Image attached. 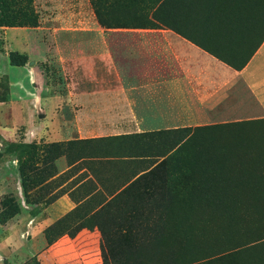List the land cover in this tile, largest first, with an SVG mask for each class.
I'll use <instances>...</instances> for the list:
<instances>
[{
  "label": "rangeland",
  "instance_id": "rangeland-1",
  "mask_svg": "<svg viewBox=\"0 0 264 264\" xmlns=\"http://www.w3.org/2000/svg\"><path fill=\"white\" fill-rule=\"evenodd\" d=\"M26 3L12 0L13 7ZM29 5L37 16L36 26H0V214L4 211L1 202L9 194L20 207L18 214L10 219L3 215L4 222H0V264H111L106 238L112 253L124 254L130 262L143 257L149 264H264L263 187L251 192L244 189L241 205H195L187 200L191 184L168 180L164 166L146 180L148 197L140 181L97 214L128 175L151 169L156 158L119 159L115 164L93 160L94 174L79 185V176H73L77 168L70 169L62 155L55 161L57 174L42 184L35 180L30 187L34 202L25 203L18 163L14 154L5 153L7 146L61 140L65 128H80L83 136L136 129L113 66L121 69L123 78L152 72L147 67L145 33L118 27L125 24L119 21L123 11L127 13L121 5L115 15L104 13L119 19L109 26L99 23L91 0H29ZM10 52L26 55V62L12 65ZM138 108L142 127L162 123L142 104ZM241 123L224 129L232 132L228 146L239 150L251 137L264 139V119ZM215 132V136L206 134L204 141L215 146L222 137ZM185 134L166 132L152 147L172 146ZM184 151L178 150L174 160L181 161ZM232 158H236L234 151ZM234 173L238 178L248 175L241 165ZM176 191L180 192L177 199ZM64 194L76 203L71 209L76 208L75 212L66 220L55 224L60 217L46 227L26 225L27 218L35 215L31 210L37 215L53 202L51 198ZM168 196H176L175 201L164 204L169 203ZM148 198L154 202L145 204ZM83 216L65 231L66 224ZM127 228L134 232H126L122 239Z\"/></svg>",
  "mask_w": 264,
  "mask_h": 264
},
{
  "label": "crops",
  "instance_id": "crops-1",
  "mask_svg": "<svg viewBox=\"0 0 264 264\" xmlns=\"http://www.w3.org/2000/svg\"><path fill=\"white\" fill-rule=\"evenodd\" d=\"M156 22L160 27L120 28L147 36L151 75L123 78L113 66L137 128L91 136L65 128L53 142L264 119V0H167ZM219 54L237 63L251 55L236 69ZM139 104L163 124L139 125ZM75 206L61 195L26 225L46 227Z\"/></svg>",
  "mask_w": 264,
  "mask_h": 264
},
{
  "label": "trees",
  "instance_id": "trees-1",
  "mask_svg": "<svg viewBox=\"0 0 264 264\" xmlns=\"http://www.w3.org/2000/svg\"><path fill=\"white\" fill-rule=\"evenodd\" d=\"M91 1L95 6V13L99 23L104 26L112 25L113 22L119 20L117 18H113L114 20H112V16H106L104 13L109 11L115 15L117 14L115 13L117 6L121 5V7H124L127 13L123 11L122 14L125 13L124 18H121L119 21L125 20V24L119 25L118 27L120 28L160 27V23H157L156 19L159 20L163 4L167 2V0ZM13 4L12 0H0V26L37 25V16L31 9L29 0L28 3L21 5V7L19 5L13 7ZM7 13L16 15L12 17L6 16ZM250 55L251 54H248L238 63L222 55L219 57L226 63L233 65L236 69H240L247 62ZM9 60L12 65H23L27 57L26 55L10 52ZM234 124L238 125L243 123L234 122ZM234 124L218 123L181 128L177 132H184L186 134L172 146L168 145L166 148L160 145L152 147L153 142L160 140L161 137L166 134V131L158 130L154 132L144 131L139 133L106 135L97 138L71 139L64 142H17L9 144L5 149V153H12L16 157L25 203L34 202L31 200L30 187L35 180H38V183L42 184L55 176L57 174L55 161L59 159L60 156L65 155L66 163L70 169L77 168V171L84 169V172L78 175L79 178L76 184L79 185L90 178V164H94L93 160L102 161L106 164H115L119 159L151 160L156 158L154 159L155 165L151 168L152 170L149 167L135 174L132 173L128 175L122 188L113 192L110 200L100 205V210L98 209V213L95 212V214L105 212V208L107 207L106 204H110L114 198L120 194H124L140 181L144 182L142 189L146 197H148L150 192L145 191L149 188L146 180L154 176L153 172L160 170V168L164 166L168 168V174L165 175L168 180L176 179L191 184L192 192L187 197V200H193L195 205H207L209 207L241 205L245 202L244 197L241 196L244 189H248L249 192H251V190L258 187L264 188V139L258 138L256 141L251 137L247 143L244 141L242 142V146H240L239 150L238 148L235 150L233 149L234 146H228V135L232 132L224 130ZM215 130H218L219 133H217L222 134V137L217 139L218 143L214 146L204 140L207 136L206 134L214 133ZM215 133L211 135L215 136ZM198 140L201 141L198 142ZM231 143L232 141L230 144ZM181 149L185 150V157H182L181 161L174 160V157L179 155L178 150ZM232 150L236 155L235 159L232 158ZM2 154L3 152H0V157ZM240 165L242 167L246 166L248 175H242L240 178L233 177L236 175L234 173L235 168ZM253 176L256 178H252ZM176 192L178 197H176L177 195L168 196L167 201H169V203L164 201L163 203L170 204L172 201H175V197L176 199L179 198L180 192ZM56 198L57 197L51 198L50 202L54 201ZM246 200L250 202L251 197H247ZM149 201H152L151 198H148L145 204L150 203ZM153 202L154 201H152V203ZM1 203L4 211L0 214V222H4L3 215L10 219L20 211V207L12 194L3 198ZM75 210L76 208L69 211L54 223L59 224L60 221L66 220ZM31 213L36 214L34 210H31ZM84 216L74 218V223L70 226L66 224L65 231L81 221ZM96 220L97 223H99L98 215L96 216ZM126 232L133 233L134 229L127 228L124 235H121L122 239L126 236ZM106 242V249L111 264H149L143 257H139L136 261L130 262L123 257L124 254L112 253V249L108 246L109 241L107 238L105 244ZM120 246L122 247V245Z\"/></svg>",
  "mask_w": 264,
  "mask_h": 264
}]
</instances>
